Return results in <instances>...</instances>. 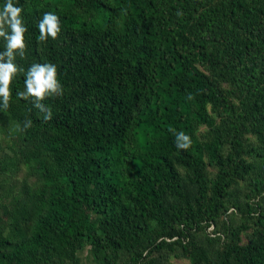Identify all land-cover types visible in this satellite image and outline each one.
I'll return each mask as SVG.
<instances>
[{
    "label": "trees",
    "instance_id": "obj_1",
    "mask_svg": "<svg viewBox=\"0 0 264 264\" xmlns=\"http://www.w3.org/2000/svg\"><path fill=\"white\" fill-rule=\"evenodd\" d=\"M13 3L0 264H264V0ZM45 12L61 31L41 42ZM35 63L63 86L50 120L17 96Z\"/></svg>",
    "mask_w": 264,
    "mask_h": 264
},
{
    "label": "clouds",
    "instance_id": "obj_2",
    "mask_svg": "<svg viewBox=\"0 0 264 264\" xmlns=\"http://www.w3.org/2000/svg\"><path fill=\"white\" fill-rule=\"evenodd\" d=\"M23 9L13 3V0H5L0 10V37L6 41L5 50L0 52V98L3 100V108L7 109L11 98L9 85L18 72H23L15 63L16 55L23 57L25 53L24 33L28 31L22 18ZM38 39L43 42L51 37L56 39L61 31L59 16L54 12H45L38 22ZM10 30V31H9ZM25 91L18 92L17 96L22 99L35 98L33 106L44 112V119L50 120L52 113L50 108H45L39 101L45 96H60L63 94V86L57 79V67L51 63L32 64L25 73ZM188 99H192L189 94ZM31 127V121L24 124V128ZM170 131L175 132L174 129ZM191 138L185 132L175 134V144L179 149L186 150L191 146Z\"/></svg>",
    "mask_w": 264,
    "mask_h": 264
},
{
    "label": "rangeland",
    "instance_id": "obj_3",
    "mask_svg": "<svg viewBox=\"0 0 264 264\" xmlns=\"http://www.w3.org/2000/svg\"><path fill=\"white\" fill-rule=\"evenodd\" d=\"M80 259H81V263L82 264H86L84 263L85 259L87 262V258H86V252L85 249H83L82 251H80L79 253ZM168 264H188V261L186 259H182V258H170L168 261Z\"/></svg>",
    "mask_w": 264,
    "mask_h": 264
}]
</instances>
